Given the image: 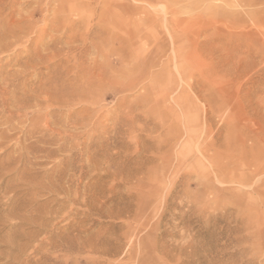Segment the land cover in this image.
<instances>
[{
  "label": "rangeland",
  "instance_id": "1",
  "mask_svg": "<svg viewBox=\"0 0 264 264\" xmlns=\"http://www.w3.org/2000/svg\"><path fill=\"white\" fill-rule=\"evenodd\" d=\"M0 264H264V0H0Z\"/></svg>",
  "mask_w": 264,
  "mask_h": 264
},
{
  "label": "bare ground",
  "instance_id": "2",
  "mask_svg": "<svg viewBox=\"0 0 264 264\" xmlns=\"http://www.w3.org/2000/svg\"><path fill=\"white\" fill-rule=\"evenodd\" d=\"M104 1V0H103ZM109 1V0H108ZM26 24V23H25ZM200 46H202V45H200ZM101 72V71H100ZM4 81V80H3ZM21 84V83H20ZM9 86V85H8ZM21 98V97H20ZM7 103V102H6ZM45 108V107H44ZM47 113V112H46ZM83 123V122H82ZM12 130V129H11ZM89 148V147H88ZM89 150V149H88ZM90 167V166H89Z\"/></svg>",
  "mask_w": 264,
  "mask_h": 264
}]
</instances>
